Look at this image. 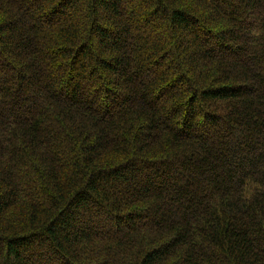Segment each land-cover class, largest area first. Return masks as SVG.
<instances>
[{"label": "trees", "instance_id": "16d2710c", "mask_svg": "<svg viewBox=\"0 0 264 264\" xmlns=\"http://www.w3.org/2000/svg\"><path fill=\"white\" fill-rule=\"evenodd\" d=\"M0 264H264V0H0Z\"/></svg>", "mask_w": 264, "mask_h": 264}]
</instances>
